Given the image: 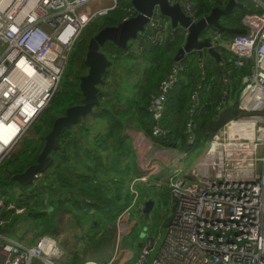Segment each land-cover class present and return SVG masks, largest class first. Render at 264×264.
<instances>
[{"label":"built area","instance_id":"built-area-1","mask_svg":"<svg viewBox=\"0 0 264 264\" xmlns=\"http://www.w3.org/2000/svg\"><path fill=\"white\" fill-rule=\"evenodd\" d=\"M169 1L179 4L193 17L190 0ZM253 1L262 10L240 16L241 28L246 33L225 40L219 30L213 28L209 32L214 45L230 53L232 64L252 62L250 72L243 77L244 88L239 99V109L244 114L227 121L187 170L177 165L179 156L187 153L157 147L140 130L128 132L129 137L134 132L137 149L157 148L164 155L159 161L154 157L148 160L152 162L142 168L143 174L132 181L130 190L136 201L135 183H148L153 175L163 172L176 201V214L166 228L164 242L152 264H264V0ZM119 5V0H0V127L7 132L10 128L18 129L0 156V163L57 90L83 31ZM174 30L171 21L156 9L140 35L144 42L162 45ZM179 70L178 67L173 70L162 82L160 93L152 98L149 111L156 121L163 117ZM201 87L193 96V117L201 104ZM194 125L191 119L190 143L196 139ZM153 133L161 131L155 127ZM173 160L176 162L172 163ZM168 166L172 172L166 170ZM4 206L0 198V209ZM135 206L133 202L127 208ZM143 207H138V214L143 213ZM8 208L13 209L14 205ZM4 223L0 221V225ZM134 225L130 210L122 211L115 220L110 260H90L85 264L128 262L133 253L122 247V243ZM141 249L140 262L144 263L153 249L152 240L142 241ZM67 261L66 247L56 236L45 234L27 245L0 232V264H66Z\"/></svg>","mask_w":264,"mask_h":264},{"label":"trees","instance_id":"trees-1","mask_svg":"<svg viewBox=\"0 0 264 264\" xmlns=\"http://www.w3.org/2000/svg\"><path fill=\"white\" fill-rule=\"evenodd\" d=\"M190 1L193 4L192 16L199 20L209 15L214 7L224 8L229 0ZM239 1L244 3V0ZM250 1L249 5L244 3L246 12L262 10L253 0ZM134 14L130 0H123L117 9L95 19L87 26L81 35L82 37L85 34V37L79 44L75 58L69 64L58 90L31 124L29 128L31 134L23 137L19 146L0 163V198L4 200L5 205L0 209V221H5L0 225L2 234L15 231L21 221L27 223L28 220H32L34 237L30 241H33L36 236L39 238L45 234L53 236L58 234L59 231L55 226L51 227L53 212L62 210L70 212V209H73L71 212L76 214L75 210L79 209L80 215L76 214L77 217L90 215L95 217L103 213L106 218L116 220L124 210L129 203V197L125 201L117 198L124 185L119 186V180L114 179L115 177L97 182L95 175L102 172L101 168L106 170L104 163L100 155L95 157L96 151L88 145L84 146V143L81 144L91 132V126L88 125L91 123L89 117L103 118L107 125L106 130L102 131L96 140L115 145L118 157L126 155L125 157L128 158L131 149L128 143L129 136L125 134L126 129L134 128L142 131L157 147L189 153L196 146L207 145L227 121L244 114L239 109V99L244 88L243 77L250 72L252 62L234 65L229 61L230 53L222 47L217 48L221 54L220 62L209 54L200 55L198 52L190 53L177 62L175 57L186 38L182 28L175 29L162 45L144 42L142 35H139L135 42H130L131 44L125 49L107 42L101 51L109 57L112 64L103 75L104 83L99 86L98 96L101 102L103 97L112 95L103 88L109 87L107 84L113 74L112 68L122 56V52L127 51L124 59L130 61L132 58L138 59L136 51L141 49V57H144L148 63L143 68V80L138 84H132V94L124 97L118 91L122 89L123 83L117 82L118 88L114 90L107 104L102 103L101 107L82 118L72 130H63L56 139V145L60 148L52 151V165L41 174L43 177L39 182L36 179L31 186H20L17 181H13L14 175L24 172L37 163V158L45 145V138L55 120L65 113L67 107L81 102L83 95L80 78L87 73L85 58L90 39L105 26L118 25ZM224 20L229 26L242 27L240 16L230 19L224 17ZM232 36L234 35L223 33L225 40L231 39ZM177 67L180 69L178 81L169 91L162 119L156 121L149 111L152 98L160 93L162 82L169 78ZM200 86H202L199 95L201 104L193 117L192 110L195 107L193 96ZM191 119L195 121L192 131L196 138L192 144L189 143L188 127ZM155 127L160 129V134L153 133ZM92 159H95L96 163L91 167ZM110 169H119V162L108 167L107 171ZM78 185L80 187L77 190ZM170 199L173 201V211L175 204L173 198ZM10 204L14 205L13 209L8 208ZM18 210H22L23 213H17ZM171 217L165 219L166 228ZM90 229L96 230V227L92 226ZM18 230H21V225ZM86 262L88 260L80 252L71 253V257L69 255L68 264Z\"/></svg>","mask_w":264,"mask_h":264},{"label":"rangeland","instance_id":"rangeland-1","mask_svg":"<svg viewBox=\"0 0 264 264\" xmlns=\"http://www.w3.org/2000/svg\"><path fill=\"white\" fill-rule=\"evenodd\" d=\"M122 1L123 0H119L120 3ZM130 3H131V0H130ZM244 3L246 5H249L251 1L244 0ZM245 12L246 10L244 8L237 7L233 11V13L230 15L229 19L235 16L237 17L242 16L243 14H245ZM83 37H85V34L81 38H79L78 42L76 43L75 49L71 55L70 63L73 62L75 58L76 50L79 47V44L81 43ZM135 41L136 40H132L131 43ZM132 49L134 50L133 52L136 51L134 46ZM126 52L127 51L122 52L123 53L122 56L118 59V62L112 68L113 74L112 76H110L108 80L109 85L107 84V86L109 87L106 88L105 86L103 88V90L106 89V91L112 95L103 97L101 104L102 103L107 104V102L112 98L114 90L118 88L117 82L123 83L122 89L118 91L124 97V96H129L130 94H132L133 92V89L131 87L132 84L134 83L138 84L144 78L142 74L143 68H145L148 65V63L144 60V57H141V49L136 51V53L138 54V59L132 58L130 59V61H126L124 59ZM85 72H87V68L85 69ZM89 120L91 123H89L88 125L91 126V132L89 135H87L86 138L83 139V141H81V144L88 141L89 147L91 149L92 148L101 149L103 142H101L100 140H96V139L98 138V136H100V133L102 131L106 130L107 128L106 122H104L103 118L98 119V117H89ZM30 126L18 138L17 144L13 147V149L9 152V154L7 155L5 159H7L10 153H12L13 150L19 146L23 137L31 134L30 133L31 130L29 131ZM130 129H133V128H130ZM88 144H84V146H87ZM205 148H206V145L204 147L196 146L186 155L179 156L177 160V165L183 167L184 170H187L190 166H192L195 163L196 160L199 159L201 154L204 152ZM98 152L99 151L96 150L97 154L95 155V157L101 155ZM108 154H109V157H111L112 155L113 159L116 160L117 158L116 152H113V154L112 152H110ZM125 156L126 155L122 157L126 161L128 158H126ZM175 162H176L175 160L172 161V163H175ZM91 163L93 166L96 163L95 159H92ZM135 165L136 164H133V165L131 164L130 167L134 171L135 170L137 171V168ZM166 170H168L169 172L173 171L171 166L166 167ZM160 174H158V176ZM109 175L111 174H100L99 173L97 176H95V180L97 182L99 181L103 182V180L109 179ZM162 176H163V179L161 180L162 182L160 186L158 184L156 185L155 182L151 184V181H154L152 178L147 184L142 183L140 181L137 182V184L135 185V189L138 191L137 201L134 198V196L131 194L132 199L131 201L129 200V203L125 206V208L130 206V203H133V202H136L137 206H135L133 209L124 208V210H127V211L130 210V218L135 221V225L132 229V232L129 233V235L126 238H124L123 243H122V247L129 249L133 253V257L125 264H152V259L157 254V252L160 250L164 242V239H165V235H166V227L164 226L165 219L168 218L169 216H172L171 217V220H172L176 214V201H174L175 210L172 211L173 201L170 199V197L172 196L168 189V185L166 181L164 180L165 172L162 173ZM42 177L43 175L40 174L37 178V182H39V180ZM159 178L161 179V176H159ZM115 179L119 180V186L125 184L124 178L115 176ZM79 187L80 185L76 187L77 190ZM122 189L123 188L121 187V190ZM120 196L122 199H124V201L128 197H131L130 194H128L127 192L121 193ZM150 199L155 201V205L153 209L151 210L150 216L147 217L143 213L141 215L138 214L139 213L138 207L141 205H144L145 201L150 200ZM72 210L73 209H70V212L66 210H62L59 212H53L51 216V219L53 220V225H51V227L55 226V229L59 231L58 234L54 236L61 239L68 253V261L66 262V264L69 263V255L71 257V253L73 252L75 253V251L80 252L82 256L86 258L88 261L92 259L97 260L99 262L109 261L111 258V255L109 254L105 257L103 255L113 250V247H114L113 236L115 233V220L106 218L103 215V213L95 217H92L91 215L87 217L85 216L77 217L76 214L80 213L79 209L75 210L76 214L72 213L71 212ZM17 213H23V212L18 211ZM21 222L18 223L17 227L15 228V231L13 230V231H9L5 233V237L7 236L8 238H14L27 245H32L38 238L36 236L33 241H30V239L34 237V233L32 231L34 228V225H33L34 223L32 220H28L27 223H21ZM19 225H21V230H18ZM92 226H95L96 230H91L90 228ZM148 238H150L153 242V249L151 250L150 255L147 257V259L144 260V263H141L140 259L142 256V249H141V246H139V244H140V241H145ZM115 264H118V262H116Z\"/></svg>","mask_w":264,"mask_h":264},{"label":"water","instance_id":"water-1","mask_svg":"<svg viewBox=\"0 0 264 264\" xmlns=\"http://www.w3.org/2000/svg\"><path fill=\"white\" fill-rule=\"evenodd\" d=\"M131 5L135 11L133 16L118 25L105 26L90 39L85 58L88 70L80 78L83 98L79 104L67 107L65 113L55 120L45 138V145L37 158V163L12 177L20 186L33 185L38 176L52 165L51 153L60 148L56 145V139L63 130H72L82 118L101 107L99 86L104 83L103 75L112 64L109 57L101 51L107 42H112L123 49L127 48L132 40H136L146 30L156 9L171 21L174 29L182 28L187 31L185 43L175 57L177 62L193 52L200 55L209 54L218 62L221 61V54L207 32L210 27L233 35L246 33L245 29L227 26L222 21V18L230 16L237 7L244 8V3L239 0H229L224 8L214 7L209 15L199 20L187 15L179 4H171L169 0H131ZM154 205V200L145 201L143 214L149 217Z\"/></svg>","mask_w":264,"mask_h":264},{"label":"crops","instance_id":"crops-1","mask_svg":"<svg viewBox=\"0 0 264 264\" xmlns=\"http://www.w3.org/2000/svg\"><path fill=\"white\" fill-rule=\"evenodd\" d=\"M133 130H134V128L133 129H126L125 130V134L127 136H129L128 132L131 133ZM135 130H134V132L138 131L137 129H135ZM134 132H133V135H131L129 137V140H128L129 147H130L131 150H130V156L128 157V159L126 161L123 159V157H121V156L118 157V152H117V149H116L115 145L113 146L112 144H106V142L103 141L101 149L92 148L93 151L97 150V151H99L98 153L101 154L100 158L102 159V161L104 163V167L106 168V170L101 168L102 172H106L105 174H111V175H109V178H112V177H115V176H117V177L119 176L120 178H124L125 184L122 187L123 189H122L121 193H125V192L129 193L130 196H131V197H129L130 201L132 199V195H131L132 193H131V190H130L131 183H132V181H134V179L138 178L140 175L143 174L142 168L146 167V165L149 162L150 163L152 162V161L148 162V160L152 159V157H154L156 159V161H159V158L161 159V157L164 158V155L161 156V154L158 153L159 149H157V148L153 149V148L148 147L147 149H141V150L137 149L136 146H135ZM84 144H88V141L85 142ZM88 146H89V144H88ZM135 150H136V155H137V152H138V155L141 156L140 160L138 158V155L135 156ZM131 151H132V153H131ZM110 152H112V154H113V152L117 153L116 160L113 159L112 155H111V157H109L108 153H110ZM118 162H119V169H116V170L110 169L109 171H107L108 167H110L111 165H114V163H118ZM131 164L132 165L136 164L135 166L137 168V171L136 170L134 171L130 167ZM91 167H92V165H91ZM102 172H99V173L100 174H104ZM121 172H123V174H121ZM99 173H96L95 176H97ZM159 176H161V179L159 178ZM159 176L158 175H153L151 178L154 181H151V184H153V182H155L156 185L157 184L160 185V182H161V180L163 178L162 173ZM137 182H139V181H137ZM137 182L135 183V185L137 184ZM142 183H145V182H142ZM145 184H147V183H145ZM118 197L121 198L120 194L117 196V198ZM119 202L122 203V201H119ZM131 204L132 203H130V205ZM141 244H142V241L140 242L139 246H141ZM111 252L106 253L103 256L105 257V256L109 255Z\"/></svg>","mask_w":264,"mask_h":264},{"label":"bare ground","instance_id":"bare-ground-1","mask_svg":"<svg viewBox=\"0 0 264 264\" xmlns=\"http://www.w3.org/2000/svg\"><path fill=\"white\" fill-rule=\"evenodd\" d=\"M1 131H0V156L2 154H4V151L7 150L8 146L10 145V140H12V138H14V136L16 135V131L12 128H10V132H7L5 130V128H3V126L0 127Z\"/></svg>","mask_w":264,"mask_h":264},{"label":"flooded vegetation","instance_id":"flooded-vegetation-1","mask_svg":"<svg viewBox=\"0 0 264 264\" xmlns=\"http://www.w3.org/2000/svg\"><path fill=\"white\" fill-rule=\"evenodd\" d=\"M228 17H230V16H228ZM222 21H223L227 26H229V25L226 23V21L224 20V18H222ZM211 29H213V27L208 28V29H207V32L209 33Z\"/></svg>","mask_w":264,"mask_h":264}]
</instances>
